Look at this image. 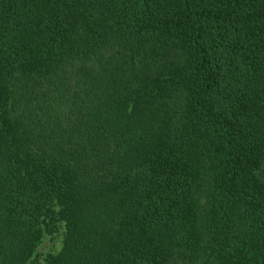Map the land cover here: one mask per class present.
Instances as JSON below:
<instances>
[{"label": "trees", "instance_id": "1", "mask_svg": "<svg viewBox=\"0 0 264 264\" xmlns=\"http://www.w3.org/2000/svg\"><path fill=\"white\" fill-rule=\"evenodd\" d=\"M264 264V0H0V264Z\"/></svg>", "mask_w": 264, "mask_h": 264}, {"label": "rangeland", "instance_id": "2", "mask_svg": "<svg viewBox=\"0 0 264 264\" xmlns=\"http://www.w3.org/2000/svg\"><path fill=\"white\" fill-rule=\"evenodd\" d=\"M64 231L65 228L63 222H56L55 231L52 233H46L38 246L34 258V264H44L48 255L56 254L60 251L63 246Z\"/></svg>", "mask_w": 264, "mask_h": 264}]
</instances>
